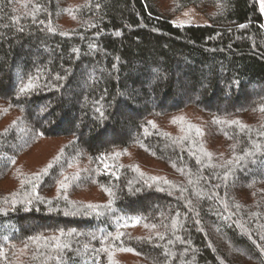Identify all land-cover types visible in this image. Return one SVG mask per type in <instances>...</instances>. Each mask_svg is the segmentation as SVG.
<instances>
[{
  "label": "trees",
  "instance_id": "obj_1",
  "mask_svg": "<svg viewBox=\"0 0 264 264\" xmlns=\"http://www.w3.org/2000/svg\"><path fill=\"white\" fill-rule=\"evenodd\" d=\"M262 109L257 0H0V264H264Z\"/></svg>",
  "mask_w": 264,
  "mask_h": 264
},
{
  "label": "rangeland",
  "instance_id": "obj_2",
  "mask_svg": "<svg viewBox=\"0 0 264 264\" xmlns=\"http://www.w3.org/2000/svg\"><path fill=\"white\" fill-rule=\"evenodd\" d=\"M257 2H258L259 10H260V12L263 16V20H264V0H257ZM171 23L174 26H188V25L204 26V25H208L207 20L199 12H197L193 7H189L187 9L183 10L181 13L175 15L171 19ZM36 59H34V60H36ZM100 73H101V75L106 74V71L103 70ZM89 77H90V75H88V77L86 79V83L89 82ZM2 85L5 87L4 84H2ZM79 89L81 91H84L85 87L83 86V87H80ZM182 96L184 97L185 94H182ZM190 97L195 98V99L197 98V96L195 94H193ZM186 98H189V97H186ZM182 100H184V98ZM151 105H153V104H151ZM35 116H38V113H36ZM74 117H75L74 130L80 132L81 131V129L79 128L80 123L78 122L79 117H78V115H74L73 118ZM121 117L122 118L125 117V110H124V113L121 114ZM43 125H46V123H44ZM121 134H122V136L123 135H130V134H132V131L130 129L129 130L128 129H124V130L122 129ZM21 138H22V136L19 134L18 139L16 141L17 146L22 144ZM81 138H83V140H84V135H82ZM103 140L106 142L107 140H109V138H105ZM44 146L50 147L52 149V148H56L57 144L56 145L54 143L53 144H46ZM127 153H128V155H127L126 159H124V161L135 162L136 165H138V167L140 168V171L147 173V174H150V175H158L162 172V168L159 165H157L154 161H151V160L146 159V158H144V159L140 158V156L138 154H137V156H138L137 157L133 150L128 151ZM244 172L250 173L247 170H245ZM159 204L151 205V207L150 206H148V207L149 208H160L161 205H159ZM32 226H35L34 222L30 223L28 227H32ZM0 235H2L1 231H0ZM121 257H126V256H121Z\"/></svg>",
  "mask_w": 264,
  "mask_h": 264
},
{
  "label": "snow or ice",
  "instance_id": "obj_3",
  "mask_svg": "<svg viewBox=\"0 0 264 264\" xmlns=\"http://www.w3.org/2000/svg\"><path fill=\"white\" fill-rule=\"evenodd\" d=\"M31 87H32V85H31V83H29L25 88H22L21 91H26L28 88H31ZM262 111H264V109H262ZM197 131H199V130H197ZM65 179H67V178H65ZM61 187H64V185H61ZM88 207H93V206L89 205Z\"/></svg>",
  "mask_w": 264,
  "mask_h": 264
}]
</instances>
